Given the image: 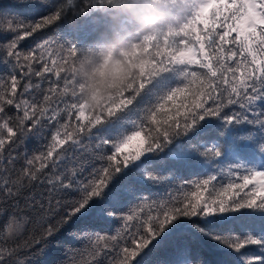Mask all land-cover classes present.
I'll list each match as a JSON object with an SVG mask.
<instances>
[{
	"label": "snow or ice",
	"instance_id": "obj_1",
	"mask_svg": "<svg viewBox=\"0 0 264 264\" xmlns=\"http://www.w3.org/2000/svg\"><path fill=\"white\" fill-rule=\"evenodd\" d=\"M43 6L46 14L10 15L0 28L9 37L0 63L10 65L0 76V201L34 184L47 192L26 197L38 235L22 236L28 216L0 229V264H26L18 253L36 245L43 255L65 229L92 250L94 264H148L177 235L210 241L231 258L217 264H264V0ZM96 12L104 30L88 46L53 32L20 48L69 15ZM212 127L217 135L203 139ZM29 137L47 143L13 179L12 150ZM170 164H196L206 175L184 178ZM130 174L134 181L118 184ZM89 216L115 226L69 228ZM241 219H259V230L239 228ZM75 251L65 246L62 264ZM192 252L176 246L169 264H205Z\"/></svg>",
	"mask_w": 264,
	"mask_h": 264
},
{
	"label": "trees",
	"instance_id": "obj_2",
	"mask_svg": "<svg viewBox=\"0 0 264 264\" xmlns=\"http://www.w3.org/2000/svg\"><path fill=\"white\" fill-rule=\"evenodd\" d=\"M24 0H0V28H7V19L11 16L22 15L26 18L32 19L46 14V7L51 3V0H41V3H37L36 0H31L27 3V6H22ZM106 19L105 15L100 12L93 13L88 16L74 17L69 15L66 20L62 21L58 26H53L51 29L44 33L37 34L35 37H30L25 41L21 42L20 48L24 51L31 49L36 42L45 38L46 36L52 35L53 32L57 34V37L63 41L73 40L81 44V46H88L91 44L97 36L103 32V22ZM9 39L8 36L0 33V43ZM0 56H3V52H0ZM10 70V65L0 63V76H6ZM15 112L14 109L11 110ZM217 135V129L215 127L207 128L204 130L203 139L211 140ZM47 143L46 138L29 137L25 141L19 143L12 150V155L18 157L14 164L10 167L9 171L13 179L19 175V170L24 166V157L27 155L31 157L33 154H37L43 150V146ZM5 167H8V161H4ZM170 167H176L179 170V174L184 178H192L195 176L206 175L205 171L196 164L191 165H169ZM215 167V166H214ZM134 177L130 174L126 178H122L118 181V184L123 183L125 180L131 182L134 181ZM147 190L157 191L148 186ZM35 193L36 198H40L43 187L39 184H34L33 188L27 190L23 196L16 197L15 200H4L0 201V208H3V214H0V229H3L11 216H28L30 222L25 226V231L22 233L24 238H29L33 232L37 235L39 229L35 224V214L33 211L26 207V197L28 192ZM2 195V193H0ZM44 197H47V192H43ZM46 202V200H45ZM115 226V222L110 224H101L94 216H89L77 220L74 224L70 225L69 228H97L101 232H110ZM237 226L243 228L245 226L259 230L260 221L259 219L245 220L241 219L237 221ZM69 229H65L54 241L51 242V246L48 247L47 251L40 255L38 254L39 245L28 249H21L18 253L19 258L24 259L26 264H62L65 261V246H73L76 251L69 253L70 259L67 260L66 264H94L91 255L90 248H80L79 241L72 239L67 235ZM4 233L0 232V243H5ZM21 238H17L16 243H21ZM188 243L193 249V257L199 258L205 261V264H217L221 259H231L225 257L221 252L217 250L214 244L206 240H198L196 238H189L187 236L177 235L172 238L165 245L161 246L153 252L148 259V264H169L175 257V248L178 245Z\"/></svg>",
	"mask_w": 264,
	"mask_h": 264
}]
</instances>
